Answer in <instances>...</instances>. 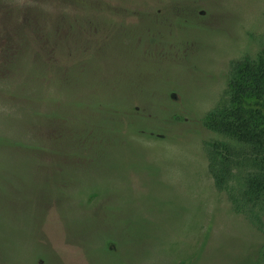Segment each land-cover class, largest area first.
Masks as SVG:
<instances>
[{
	"label": "rangeland",
	"instance_id": "374dc122",
	"mask_svg": "<svg viewBox=\"0 0 264 264\" xmlns=\"http://www.w3.org/2000/svg\"><path fill=\"white\" fill-rule=\"evenodd\" d=\"M95 1L103 8L87 9L76 0H0L1 64H8L3 58L14 38L26 48L38 21H58L48 10L61 3L68 7L69 21L56 28L66 25L72 34L96 38L101 47H117L108 51V59L96 58L86 77L100 86L104 80L116 81L143 98L132 102L136 110L130 116L119 112L96 126L99 131L89 129V169L71 183L73 190L58 187L61 180L52 172L59 161L40 165L39 186L55 208L50 225L73 241L78 237L97 264H249L264 237L216 191L204 147L219 137L204 127L203 118L224 91L230 61L260 50L264 0ZM18 50L17 69L8 67L21 72L33 65L47 72L28 50ZM3 73L0 86L18 87L19 93L2 97L0 118L11 114L14 97L26 103L28 90L20 88L30 84L25 78H3ZM75 96L80 107L69 109L70 115H80L81 105H95L86 93ZM94 119L91 115L88 126ZM1 125L11 127L6 120ZM80 186L82 194L95 190L106 208L121 207L117 220L104 209L92 212L93 217L89 208L95 204H84ZM59 210L64 214L56 223ZM109 237L117 245L115 256L104 248ZM4 243L0 236V261L14 264ZM17 262L24 263L18 254Z\"/></svg>",
	"mask_w": 264,
	"mask_h": 264
},
{
	"label": "trees",
	"instance_id": "16d2710c",
	"mask_svg": "<svg viewBox=\"0 0 264 264\" xmlns=\"http://www.w3.org/2000/svg\"><path fill=\"white\" fill-rule=\"evenodd\" d=\"M76 1L87 9L103 8L99 1ZM67 8L60 3V7L48 10L57 16L55 24L69 21ZM37 23L26 48L20 38L13 39L8 54L14 55L15 61L7 54L3 59H8V64L0 63V78L4 72L3 78H25L30 82L20 88V91L28 90L26 103L22 99L18 103L14 97L11 114L0 118V236L14 264H18L17 254L24 262L19 264H97L93 255L85 254L78 237L74 235L73 241L57 226L50 225L53 223L51 210L55 208L48 193L39 186L38 171L47 161H59L60 165L52 172L61 180L58 187L64 190L69 186L73 190L75 185L71 183L89 169L85 163L89 129L99 131L96 126H101L105 119L110 121L119 112L130 116L136 110L132 102L143 98L137 97V92L130 87L114 84L116 81L104 80L100 86L86 77L91 63L98 57L108 59L107 53L117 48L115 45L101 47L96 38L72 34L74 30L66 25L58 29L47 21ZM19 47L28 50L31 58L36 57L47 72L33 69V65L21 72L8 67L13 65L17 69ZM50 67L54 68L52 75ZM17 93L18 87L0 86V100ZM82 93L92 98L95 105L80 104V115H70V111L80 107L75 95L80 97ZM91 115L95 119L88 126ZM1 120L8 121L11 127L2 128ZM203 125L219 137L207 141L204 147L207 170L216 191L264 237V42L254 56L230 61L224 91L213 110L205 114ZM36 130L40 131L38 135ZM68 164H72L71 169ZM82 192L80 186L77 193ZM62 197L57 194L60 201ZM82 198L84 204L89 200L94 202V208H89L93 217L92 212L104 209L117 220L116 214L122 210L119 206L113 210L106 208L95 190L83 193ZM105 202L110 203V199ZM65 208L66 205H59V209ZM63 214L64 210H59L56 223ZM77 222L80 221L77 219ZM71 231L78 229L72 227ZM141 236L145 242L143 233ZM104 248L115 256L117 245L111 237L106 239ZM0 264L5 263L0 261ZM249 264H264V242Z\"/></svg>",
	"mask_w": 264,
	"mask_h": 264
}]
</instances>
